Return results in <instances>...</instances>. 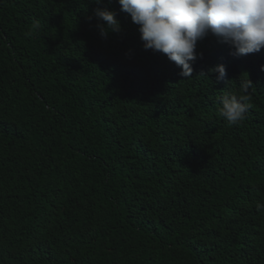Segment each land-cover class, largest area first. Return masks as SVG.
<instances>
[{
	"label": "trees",
	"instance_id": "1",
	"mask_svg": "<svg viewBox=\"0 0 264 264\" xmlns=\"http://www.w3.org/2000/svg\"><path fill=\"white\" fill-rule=\"evenodd\" d=\"M97 7L122 30L102 38ZM120 9L0 0V264H264V48L209 34L182 77Z\"/></svg>",
	"mask_w": 264,
	"mask_h": 264
},
{
	"label": "clouds",
	"instance_id": "2",
	"mask_svg": "<svg viewBox=\"0 0 264 264\" xmlns=\"http://www.w3.org/2000/svg\"><path fill=\"white\" fill-rule=\"evenodd\" d=\"M121 11L130 15L138 26L145 50L167 56L181 68L180 75L190 78L193 62L197 59V43L212 34L219 42L233 46L229 57L259 52L264 48V0H118ZM101 4L102 0H94ZM95 18L102 38L109 32H120L122 25L117 12L97 7ZM40 24L33 23V30ZM33 31L26 35L31 36ZM264 71V65L261 66ZM218 73L217 79L227 75L226 65L217 64L209 69ZM247 73V72H245ZM244 74V73H243ZM240 80V79H239ZM253 81L249 74L240 81L239 89L226 91L219 97L218 115L229 126L239 125L246 118L251 104ZM264 207V205H258Z\"/></svg>",
	"mask_w": 264,
	"mask_h": 264
}]
</instances>
